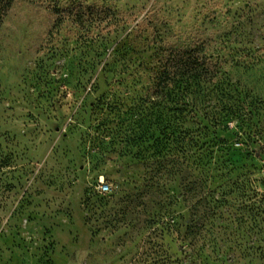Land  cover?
Wrapping results in <instances>:
<instances>
[{"label":"rangeland","instance_id":"obj_1","mask_svg":"<svg viewBox=\"0 0 264 264\" xmlns=\"http://www.w3.org/2000/svg\"><path fill=\"white\" fill-rule=\"evenodd\" d=\"M0 264H264V0H0Z\"/></svg>","mask_w":264,"mask_h":264},{"label":"trees","instance_id":"obj_2","mask_svg":"<svg viewBox=\"0 0 264 264\" xmlns=\"http://www.w3.org/2000/svg\"><path fill=\"white\" fill-rule=\"evenodd\" d=\"M155 48L157 52L153 57L156 58L157 65L151 70L153 78H155L153 92L156 96H163L165 93V96L171 98L174 113L180 114L190 107L191 110L188 111V114L192 115L194 112L192 105L194 99H191V102L188 103L184 101L196 94L192 87H199L204 82L211 84L218 80L216 79L218 75L213 74L210 68L211 54L209 55L207 49H204L202 45L197 47L172 46L168 48L165 46L164 48ZM220 79L217 81L218 83L222 81ZM228 112L234 116L238 115L237 110L234 111L231 107L227 109ZM203 120L210 122L211 127L214 129H217L219 123L222 122L219 118L208 116H203ZM183 135H179L175 138V141L177 143H183L185 140H188V142L193 141L192 145H194V136H191L188 132Z\"/></svg>","mask_w":264,"mask_h":264},{"label":"built area","instance_id":"obj_3","mask_svg":"<svg viewBox=\"0 0 264 264\" xmlns=\"http://www.w3.org/2000/svg\"><path fill=\"white\" fill-rule=\"evenodd\" d=\"M105 188H106V187H105L103 184H101V185L99 186V191H100V192H105V191H106Z\"/></svg>","mask_w":264,"mask_h":264}]
</instances>
